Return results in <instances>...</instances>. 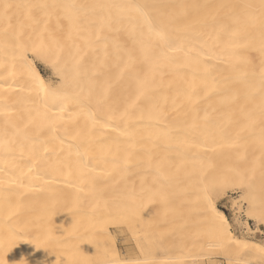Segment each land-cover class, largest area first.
I'll return each instance as SVG.
<instances>
[{"label": "bare ground", "instance_id": "bare-ground-1", "mask_svg": "<svg viewBox=\"0 0 264 264\" xmlns=\"http://www.w3.org/2000/svg\"><path fill=\"white\" fill-rule=\"evenodd\" d=\"M213 166L264 220V0H0V264H263Z\"/></svg>", "mask_w": 264, "mask_h": 264}, {"label": "rangeland", "instance_id": "rangeland-1", "mask_svg": "<svg viewBox=\"0 0 264 264\" xmlns=\"http://www.w3.org/2000/svg\"><path fill=\"white\" fill-rule=\"evenodd\" d=\"M36 64L39 68V70L41 71L42 75L49 81H51L52 83H57V76L53 73L54 71H52L53 69H51V67L44 62H41L40 60H36ZM213 170V178L219 180V186H224V193L220 194L215 198V203L217 204V206L222 209L227 217L229 218V221L231 223V230L233 231V233L235 232V235L237 234V236L239 238H242L244 240H253L256 241L262 245H264V220H260L258 217H255V214L251 216V214H247V213H254L253 210V206L249 203V198L247 197V195L245 194V192L243 191V189H241L239 187V184H244L247 182H252L253 178L250 179L249 178V173L244 170H242L245 176H243V174H240V171H238L236 174H240L242 176H230V173H226L224 171L221 170V168L219 166H213L212 167ZM241 171V173H242ZM251 173H256L254 172V170ZM246 177V178H245ZM240 179V181H238ZM246 179V180H244ZM244 192V193H243ZM220 196V197H219ZM217 199V200H216ZM252 213V214H253ZM250 216V218H249ZM252 217V218H251ZM110 230L116 240L117 246H118V250L121 254V256L123 258H134V259H139L141 258L142 254L140 251H138V248L135 245V242L133 240V238L131 237V233L130 231L127 229V227L124 224H113L110 227ZM186 235L187 234H183ZM125 236V237H124ZM183 236L180 235V238H182ZM178 238V236H175V239ZM186 240L189 239V237H184ZM182 238V240L184 239ZM111 239V238H110ZM175 239H171L173 240L170 244V246L172 245L173 242H175ZM191 239V238H190ZM187 240L188 241H190ZM179 240V238H178ZM177 240V242H178ZM184 240V241H186ZM111 241V240H110ZM136 243L139 242V240L135 239ZM182 241V242H184ZM166 242V241H165ZM180 242V241H179ZM187 242L183 243L182 247H177L181 244L175 242L174 245H172L171 247L169 246V248H171L172 252H180L181 254L184 253V255L188 254L186 253V251L184 252V249L180 251V249H182L183 247L187 246ZM190 243V242H189ZM188 243V247L189 244ZM176 244V245H175ZM132 245V246H131ZM168 248V249H169ZM179 250V251H176ZM187 248V247H186ZM185 248V249H186ZM190 248H187V252L191 251L194 254H198V256L202 253L201 251L204 250H200L199 252H201L199 254L198 250H192ZM196 251V252H195ZM204 252L206 253V255L204 254ZM202 254L200 255V258L198 259V256H195L193 253L190 255H193V257H197V258H193L192 261H189L188 256L184 257L185 261H179L176 263H170V264H227L226 261H228L226 258L224 257H220L217 255H213L211 256V251L209 250L208 252L204 251ZM179 253V255H180ZM190 253V252H189ZM209 255H208V254ZM211 253V254H210ZM182 255V256H184ZM189 255V254H188ZM189 255V256H190ZM204 255L206 257H204ZM202 256V257H201ZM192 258V257H190ZM197 259V261H196ZM203 259V260H202ZM194 260V262H193ZM200 261V262H199ZM189 262V263H188ZM197 262V263H196ZM203 262V263H202ZM234 262H229L228 264H233ZM169 264V263H167ZM235 264H241V263H236ZM260 264V263H259ZM262 264V263H261ZM264 264V263H263Z\"/></svg>", "mask_w": 264, "mask_h": 264}]
</instances>
